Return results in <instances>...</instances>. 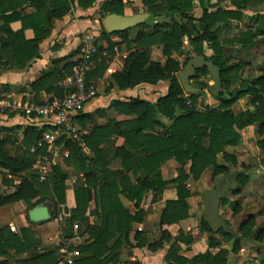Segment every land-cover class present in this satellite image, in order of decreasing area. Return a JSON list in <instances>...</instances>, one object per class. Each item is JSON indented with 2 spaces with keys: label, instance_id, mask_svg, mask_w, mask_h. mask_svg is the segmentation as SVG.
I'll use <instances>...</instances> for the list:
<instances>
[{
  "label": "trees",
  "instance_id": "1",
  "mask_svg": "<svg viewBox=\"0 0 264 264\" xmlns=\"http://www.w3.org/2000/svg\"><path fill=\"white\" fill-rule=\"evenodd\" d=\"M77 2L80 8L86 9L92 6L96 0H0V34H4V38L0 39L2 50H11L14 66L18 69H24L26 65L34 59L39 58L37 45L49 35L50 29L55 20L61 19L69 14L74 8V2ZM221 1V0H219ZM235 5L236 2L231 0ZM144 6L149 7L150 21L157 19H170L173 24L171 26L155 25L152 32L145 34L140 30L134 40L140 44V48L131 52L125 60L123 69L115 73L108 86V91H128L140 85H157L159 83H167V92L165 96L158 99L155 104L142 101L138 98H129L126 103H119L122 112L126 114H134L136 118L127 124L129 131V139L133 146L143 147L146 155L142 160L136 161V158L127 153L124 149H117L116 154L124 162L126 169H133L134 174L143 170V177L139 178L135 186H132L127 179L122 180L119 184H105L100 186L99 192H95L96 175L93 168L100 165L98 150L99 144L104 140L101 133L106 130L96 128L92 135L85 138V146L88 147L95 155V160L90 163L86 157L79 142L72 138L61 137L57 140L58 147H64L68 153V159L78 164L81 169L87 187L77 188L74 192L75 208L71 210L70 216L66 221L64 229V239L73 237V226L79 222L87 213L90 202L95 201L96 214L100 216V223L89 227L87 234L91 243L84 248L79 249V258L74 264H110L117 260L118 250L121 242L116 240L109 248V242L116 234H121L127 238L131 230V226L139 218L132 217L121 205L119 195H123L128 200L135 202L139 206L144 195L148 191L160 192L163 188V182L159 173L160 165L169 160L174 159L177 163L183 165L190 163L189 173L194 181H197L205 169L214 168V174L227 172L225 167L216 166V157L223 153L225 158L228 157L224 153V147H236L241 143L240 131L258 123L260 125V133L264 132V76L254 81H245L242 85L232 91L227 88V81L223 79L224 75L231 69H239V65L228 67L226 60L222 57L221 48L217 43L218 30H214V26L223 20L229 18L237 19L238 13L232 11L218 10L215 13L203 11L202 17L197 22L203 27V33L193 39V43L207 42L211 44V50L214 56L205 60L211 61L220 69V77L222 80V94L219 96V104L215 109L206 108L202 112H198L195 108L197 96L192 94L186 99L184 91L179 84L177 74L180 73L184 65H180L177 61L171 59L173 53H179L182 48L184 37L193 36L191 30L186 25H180L173 21V16L179 15L186 19L188 24L191 18L185 14L190 9V0H144ZM202 0H200V3ZM29 4L34 10L29 15L23 14V7ZM123 6L121 1L106 2L102 7L104 15H123ZM264 19V18H262ZM19 21L21 30L13 32L9 25L12 22ZM264 24V20H262ZM138 28H147L146 24L137 26ZM31 30L34 34V40L26 41L24 32ZM107 41L108 49L114 46L108 39L105 31L101 34ZM112 35L120 36L123 40H127L128 31L115 33ZM246 34V38L250 37ZM244 41V39H243ZM153 46H162L163 55L167 58L164 65L150 60V48ZM76 53L69 57L53 61V67L45 72L43 76L34 84V89H44L47 93L54 92L55 96L61 97L64 92L58 88L56 83L65 80L70 76L72 67L75 62L69 61ZM197 56H202L199 50H196ZM105 71V64L101 62L97 64L95 71L90 72L86 76V81L91 82L95 77H101ZM202 75H208L205 69L197 71L196 76L191 79L196 81ZM56 85V86H54ZM206 87V86H205ZM210 87H208L209 89ZM200 91L201 89L198 88ZM245 96L251 97V104L254 111H245L236 116L233 115L231 108L241 98ZM117 106V103L114 104ZM175 109L181 115L174 118ZM156 112L161 113L165 117L173 120L167 129V136L156 137L150 132L158 125ZM6 115V114H1ZM17 116L25 117L29 125L25 128L24 142L28 148H36V155L43 153L45 146L40 148L37 144L41 141L42 136L49 130L54 131L57 126L53 120H37L34 116L26 117L23 113H16ZM14 116V114L10 115ZM84 118L83 115L76 116V121ZM43 125L41 129L38 125ZM18 128V127H17ZM13 129L1 128L0 137V169L8 172L11 177H20L22 174L28 173L27 177L22 178L20 184L15 188L14 192L9 195L0 197V207L23 201L28 208L32 209L31 200L37 198L40 194L38 177L33 174L32 168L35 164V158L31 154L25 155L24 158L11 157L6 149V145L10 143L11 136L7 134L13 133ZM100 135V136H99ZM142 137L139 142L138 137ZM188 176L181 174L173 182L178 185L176 201L165 203V208L160 218V225L176 224L188 218V206L186 203L190 194L187 191L185 182ZM233 179L240 186H245L249 176L244 173H237ZM2 180L7 186H12L13 181L2 175ZM66 176L63 174L59 164L51 167V172L46 183L51 187L53 197L58 205L65 203L64 199V181ZM41 184V185H42ZM201 233H212L213 228L203 217L199 225ZM218 233L224 235L223 230ZM21 239L10 233L8 230L0 232V257L6 256V251L10 249L16 252H23L25 244H31L33 238L28 230L22 231ZM170 239L166 232H162L159 242L149 245V250L155 251L162 246L163 242ZM208 244L213 248L214 239L210 238ZM56 251H48L39 255L34 264H56ZM216 256L210 253L200 255L187 261L181 257H175L172 264H215L219 263ZM221 263V262H220Z\"/></svg>",
  "mask_w": 264,
  "mask_h": 264
},
{
  "label": "crops",
  "instance_id": "2",
  "mask_svg": "<svg viewBox=\"0 0 264 264\" xmlns=\"http://www.w3.org/2000/svg\"><path fill=\"white\" fill-rule=\"evenodd\" d=\"M111 1L114 0H96L92 6L86 9L80 8L75 1L72 11L63 18L55 20L49 35L37 45L39 58L29 62L24 69L16 68L14 66V61L11 59V50H2L0 45V98H11L13 101L20 102L23 105H38L47 102L55 96L54 92L47 93L44 89L37 90L33 87L45 72L52 69L53 61L69 57L71 54L76 53L69 60L75 62L82 53L85 41L90 39L93 41L96 51L93 56L92 65L96 68L97 64L104 62L105 71L101 77H95L91 80L96 90V96L85 106L83 112L80 114L84 116L82 121H76L80 137L75 140L79 142L84 154L90 160V163H92L95 160V155L85 146V138L92 135L93 130L96 128L106 130L104 133L100 134L104 139L98 146V150L100 151V165L95 168L91 166L96 175V186L94 189L96 193L99 192L100 186L105 184H119L125 179H127L132 186H135L137 180L143 177L142 169L137 172V174H134L133 169H135L136 165L132 166L128 171L125 170L126 166L124 162L116 154L117 149H124L127 153L136 158V161L142 160L146 155L143 147L133 146L132 141L129 139V134H127L129 131L127 124L134 120L136 116L134 114L122 112L119 103H126L129 98H138L142 101L155 104L159 98L165 96L168 85L165 82L157 85H140L132 90L123 92H110L108 91V86L111 77L123 69L128 55L135 49L141 47L139 43L134 42L140 30L145 34H149L152 32L155 25L171 26L173 24L170 19L162 18L148 22L149 18L143 23L146 24L147 28L141 29L135 27L127 30V40H123L120 36L106 33L108 34L107 39L114 45L112 49L109 50L107 41L101 35V20L108 15H104L102 12L103 5ZM119 1L122 2L123 6L122 16L149 15V7L144 6V0ZM198 8L201 9L202 14L204 10H207L206 8H202L201 4ZM33 12L34 10L29 4L23 7L24 15H29ZM202 14L200 17L194 15L192 17L193 22L198 23L197 20L202 17ZM177 17L179 18L177 19ZM180 20H183V18L177 15L173 16V21L180 25L189 26V24L184 23V21L180 23ZM1 26L2 22L0 21V27ZM9 28L13 32H18L21 30V23L19 21L12 22ZM131 32L135 33L131 34ZM4 37V34L1 33L0 39ZM24 38L26 41L34 40L33 32L31 30H26L24 32ZM185 39L186 37L183 38L182 43H184ZM183 50L185 52L186 48L184 49L182 46L181 51ZM162 51V46L151 47L150 60L164 65L167 58L163 55ZM186 53V60L197 56L194 50L189 49ZM202 56L210 59V57H207L204 53ZM180 57L184 58L185 56ZM174 58L175 57L171 56V59L177 61L180 65H184L186 62H181L179 59ZM161 59H164L163 63L160 61ZM108 68L113 70V74L106 73ZM199 79L200 78H198L196 82ZM63 81L56 83L58 88H61L60 84ZM209 82H212L211 79H209L208 83ZM191 83L192 80H190V84ZM212 85L208 89V93L211 97L206 100V104L203 106L204 108L202 107L204 110L206 108L215 109L211 107V104L215 102L218 103V100L216 101L215 98L217 99L219 96L211 94ZM194 89H196V92L199 91L197 88ZM116 103L118 107L114 105ZM196 104L197 101L195 105ZM249 104V108L238 112L233 111V105L231 108L233 115L236 116L245 111L253 112L254 108L251 103ZM196 110L202 112L201 109L197 108V105ZM15 114L16 113H14V116H10L12 114L0 115V129L7 128L13 129L14 131L13 133L7 134L11 136L10 143L6 145L8 153L11 157L15 158H24L27 154L36 155V148H28V144L24 142L23 132L26 127L30 126L28 120L23 116H17ZM180 115L181 113L175 109L174 118ZM156 116L159 124L156 125L152 131L145 132L144 135L151 134L156 137L164 138L167 136V129L172 124L173 120L165 117L159 112H156ZM42 127L43 125H38L39 129ZM253 128H255L258 136H264V132L260 133V125L256 123L239 132L241 143L244 139V133ZM2 137L4 136L1 135L0 139H2ZM138 140L141 142L142 137L139 136ZM261 142L263 148L262 152L264 153V139ZM241 143L236 147H224V153L230 157L233 156L232 150L238 149ZM43 146L46 148L48 147L47 145ZM57 150L63 157H66L65 162H60L59 157H56L54 163V165L59 164L61 166L62 172L66 176V180L64 181L65 203L63 205H58L53 197L51 187L47 184H42L46 183L51 172V167L46 166L47 164L45 165L46 167L42 166L46 168L47 174L45 180L40 181L37 175L39 168L35 166V163L32 171H34V174L38 177L40 194L37 198L31 200V205H34V207L32 209L28 208L23 201L0 207V232L8 230L13 235L18 236L23 242L22 231L28 230L33 241L31 244H25V250L23 252H16L14 249L7 250L6 256L0 257V264H34V260L39 255L48 251L57 252L56 264H67L66 261L69 259H71L74 264V261L80 256L79 249L91 243L87 231L90 226L100 223V216L94 214V212L96 213L95 201L90 202L84 218L74 224L73 237L71 239L63 238L66 221L70 216L71 210L75 208L74 192L77 188L87 187V184L78 164L68 159V153L65 151V148L62 146ZM219 157L223 158V153L217 155L216 166L226 168L225 165L219 163ZM189 167L190 163L181 165L174 159L163 162L160 165L159 173L164 188L160 192H146L139 206H136L134 201L128 200L123 195H119L118 198L122 207L132 217L137 216L139 220L132 224L127 238L121 234H116L109 242V248L116 240L121 242L117 252L118 258L110 264H172L175 257H181L190 261L200 255L213 253L208 241L210 238L215 237L218 230L213 229L212 233H201L199 231L201 219L204 217L203 203L201 215H192L190 202L194 199V192L199 194V191H195V189L193 191L191 186H194V188L198 186L208 170L212 171L211 176L213 179L224 176L226 172L214 174V168L209 167L204 170L197 181H194L189 173ZM181 174L188 176L185 182L187 191L190 194L189 198L186 200L188 218L176 224H165L161 226L160 218L165 208V203L178 199V185L173 181ZM2 175H5L7 179L13 181L12 186H7L3 182ZM27 175L28 173L22 174L20 177H11L8 175V172L0 169V197L13 193L15 188L20 184L21 179L27 177ZM237 190L238 189H236V191ZM205 191L201 194L203 195ZM223 200L224 197L221 204ZM40 206H45L48 209L50 217L46 221L32 222L29 217L30 211ZM152 220L153 222L151 223ZM154 229L157 230V234L155 235ZM162 232H166L170 236V239L163 242L162 246L157 250H149V245L160 241Z\"/></svg>",
  "mask_w": 264,
  "mask_h": 264
},
{
  "label": "rangeland",
  "instance_id": "3",
  "mask_svg": "<svg viewBox=\"0 0 264 264\" xmlns=\"http://www.w3.org/2000/svg\"><path fill=\"white\" fill-rule=\"evenodd\" d=\"M234 1L236 2L235 5L231 0H202L201 3L200 0H190V9L186 10L185 14L191 18L188 27L193 36H191L192 38L186 37L184 40L182 46L184 49L186 48L185 52L183 50L172 54V57L179 59L181 62L186 61V52L189 49L194 50V52L199 50L201 54L204 53L207 57H213L211 44L192 42L193 39H196L195 37L203 33V27L199 23L193 22L192 18L194 15L201 16L202 11L198 8L200 4L202 8L207 9L208 13H215L218 10L238 13L239 17L237 19L223 20L213 28L218 30L217 43L221 48L223 59L226 60V65L228 67L239 65L240 67L237 70L231 68L223 77L228 83L227 88L229 91L240 87L245 81H254L264 76V24H262V20H264L262 19L264 18V0ZM182 21L188 24L186 19L180 20V23H183ZM103 31L105 29L102 18L101 33ZM246 34L251 36L246 38ZM160 61L163 63L164 59ZM95 69L92 65L91 72ZM209 79V75H202L197 82L192 81L191 83L194 88L201 89L195 92L194 95L197 96V108L202 111L206 100L211 97L208 93V87L212 85V82L208 83ZM190 95L192 94L184 92L186 99ZM215 100L217 101L218 97ZM218 103H212L211 107L216 108ZM249 103H251V97L245 96L238 100L232 109L234 112L244 110L250 107ZM55 130L58 131L57 139L61 137L68 138V135L57 128ZM74 132L77 139H79L77 123ZM243 138L241 146L236 150H232L233 156L219 157V163L227 168L224 176L213 179L211 176L212 171L208 170L198 186H195V188L191 186L193 191L194 189L199 191V194L194 192V199L190 202L191 213L200 216L202 213L201 193L208 189L226 187L229 184L228 192L224 196L223 203L220 204V216L229 233L223 231L224 235L217 233L213 238L215 244L212 248V256H216L219 261L218 264H264V153L261 146L264 136H258L255 128H253L245 132ZM58 148L56 143H53L43 153L33 154L35 166L37 168L42 166L52 167L56 157H59L60 162H65L66 157H63L57 150ZM32 172L34 174V171ZM241 172L249 176L245 186L238 185L233 179L235 174ZM236 189L238 190L236 191ZM154 231V235L157 234V230L154 229Z\"/></svg>",
  "mask_w": 264,
  "mask_h": 264
},
{
  "label": "built area",
  "instance_id": "4",
  "mask_svg": "<svg viewBox=\"0 0 264 264\" xmlns=\"http://www.w3.org/2000/svg\"><path fill=\"white\" fill-rule=\"evenodd\" d=\"M93 41H85V46L80 57L75 61L71 74L61 84L64 91L61 97L53 96L47 102L38 105H23L13 101L11 98H0V115L23 113L26 117L34 116L37 120H53L57 129L69 138L77 139L75 132L76 116L80 115L85 106L95 98L96 90L91 82L86 81V76L91 72L93 56L95 54ZM107 74H113L108 68ZM58 131H47L43 134L41 141L37 144L40 148L43 145L49 146L56 142ZM47 170L44 167L38 169L37 175L40 181H44ZM67 264H73L71 259Z\"/></svg>",
  "mask_w": 264,
  "mask_h": 264
},
{
  "label": "water",
  "instance_id": "5",
  "mask_svg": "<svg viewBox=\"0 0 264 264\" xmlns=\"http://www.w3.org/2000/svg\"><path fill=\"white\" fill-rule=\"evenodd\" d=\"M149 19V15L119 16L107 15L103 19V26L108 34L122 33L129 29L135 28L143 24ZM205 69L213 83L211 94L219 96L222 94V80L220 77V69L211 61L205 60L203 56L191 58L182 71L177 75L180 86L186 94H194V89L190 80L196 76V72ZM229 189L226 187H218L214 190L205 191L202 195L203 215L207 222L214 230H223L229 233L225 223L220 216V204L223 197ZM30 220L32 222L46 221L49 219V211L45 206L36 207L30 211Z\"/></svg>",
  "mask_w": 264,
  "mask_h": 264
}]
</instances>
